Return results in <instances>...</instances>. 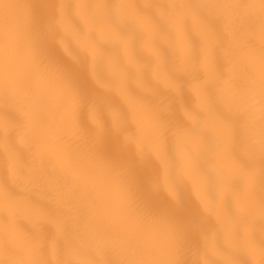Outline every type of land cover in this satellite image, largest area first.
I'll return each instance as SVG.
<instances>
[{"label": "snow or ice", "instance_id": "1", "mask_svg": "<svg viewBox=\"0 0 264 264\" xmlns=\"http://www.w3.org/2000/svg\"><path fill=\"white\" fill-rule=\"evenodd\" d=\"M0 264H264V0H0Z\"/></svg>", "mask_w": 264, "mask_h": 264}]
</instances>
